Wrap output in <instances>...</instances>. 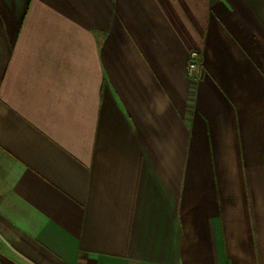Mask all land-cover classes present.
Instances as JSON below:
<instances>
[{
	"label": "crops",
	"instance_id": "1",
	"mask_svg": "<svg viewBox=\"0 0 264 264\" xmlns=\"http://www.w3.org/2000/svg\"><path fill=\"white\" fill-rule=\"evenodd\" d=\"M0 264H264V0H0Z\"/></svg>",
	"mask_w": 264,
	"mask_h": 264
},
{
	"label": "built area",
	"instance_id": "2",
	"mask_svg": "<svg viewBox=\"0 0 264 264\" xmlns=\"http://www.w3.org/2000/svg\"><path fill=\"white\" fill-rule=\"evenodd\" d=\"M199 69V65L196 63V61L192 60L189 63V71L193 73L194 71H197Z\"/></svg>",
	"mask_w": 264,
	"mask_h": 264
},
{
	"label": "rangeland",
	"instance_id": "3",
	"mask_svg": "<svg viewBox=\"0 0 264 264\" xmlns=\"http://www.w3.org/2000/svg\"><path fill=\"white\" fill-rule=\"evenodd\" d=\"M200 67V66H199Z\"/></svg>",
	"mask_w": 264,
	"mask_h": 264
}]
</instances>
